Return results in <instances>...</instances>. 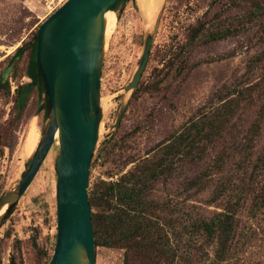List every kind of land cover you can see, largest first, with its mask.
I'll return each mask as SVG.
<instances>
[{"label": "rangeland", "instance_id": "rangeland-1", "mask_svg": "<svg viewBox=\"0 0 264 264\" xmlns=\"http://www.w3.org/2000/svg\"><path fill=\"white\" fill-rule=\"evenodd\" d=\"M66 1L0 0V198L23 177L47 122L35 94L25 110L16 106L17 87L31 82L28 46L42 22ZM142 21L130 1L107 39L101 78L104 118L95 156L105 140L112 138L113 145L107 159L95 161L90 184L118 180L133 168L130 161L153 156L148 153L192 118L224 103L221 97L229 100L243 91L233 128L206 159L176 161L172 176L163 177L150 193L164 204L160 214L175 252L135 264H264V0H164L140 85L118 130L109 135L142 54ZM199 24L205 28L192 41ZM218 32L227 36L213 39ZM25 42L24 55L13 58ZM33 128L37 145L30 151L26 143ZM57 154L54 146L2 221L0 264H12V258L15 264H45L44 253L53 254ZM219 158H224L221 170L215 168ZM220 213L233 217L231 239L222 249L216 239L192 228ZM124 262L125 250L96 246V264Z\"/></svg>", "mask_w": 264, "mask_h": 264}, {"label": "water", "instance_id": "water-1", "mask_svg": "<svg viewBox=\"0 0 264 264\" xmlns=\"http://www.w3.org/2000/svg\"><path fill=\"white\" fill-rule=\"evenodd\" d=\"M130 1L137 6L136 0H67L38 30L37 62L50 113L29 170L0 198V225L57 146V241L49 264H96L89 189L104 118L101 78L107 44L106 15L113 12L118 18ZM154 33V26L145 30L138 66L124 88V99L109 135L118 130L130 96L140 85Z\"/></svg>", "mask_w": 264, "mask_h": 264}, {"label": "trees", "instance_id": "trees-1", "mask_svg": "<svg viewBox=\"0 0 264 264\" xmlns=\"http://www.w3.org/2000/svg\"><path fill=\"white\" fill-rule=\"evenodd\" d=\"M204 28V25L199 24L193 30L191 40L198 39ZM37 34L38 31L28 46L30 54L26 75L31 82L17 87L15 102L17 108L23 111L27 108L32 95L35 94L40 108L48 117L49 98L37 62ZM226 36V32L212 34L213 39ZM26 46L25 42L17 49L13 58L23 56ZM240 95L243 97L245 93L241 91L239 95L229 100L221 97L220 102L224 103L192 118L182 131L172 134L148 153L149 155L154 152L153 156L130 161L128 164L133 163V168L122 174L118 180L99 179L90 184L89 195L93 209L96 246L125 250L124 264H135L137 260H151L154 256L167 255L170 251L175 252L171 247L169 235L165 230L166 225L160 214L164 204L152 198L150 193L163 177L172 176L176 161L189 159L198 163L206 159L209 150L215 148L224 138L225 133L233 128L231 122L241 104ZM256 127L258 129L260 125L257 124ZM112 140L110 138L103 142L98 155L93 156L91 168L94 167L95 161L100 158L107 159L110 156ZM33 158L34 155L23 176L29 170ZM223 162L224 158H219L215 168L221 170ZM192 228L212 241L216 239L222 249L231 239L233 217L220 213L210 220L202 219L193 223ZM44 255L47 257L45 264H49L53 254L49 256L45 252ZM12 264H15L14 258H12Z\"/></svg>", "mask_w": 264, "mask_h": 264}, {"label": "bare ground", "instance_id": "bare-ground-1", "mask_svg": "<svg viewBox=\"0 0 264 264\" xmlns=\"http://www.w3.org/2000/svg\"><path fill=\"white\" fill-rule=\"evenodd\" d=\"M163 3H164V0H136L137 7L139 9V12L143 20L142 23H144L146 28H152L154 26L156 19L158 18L159 12L162 9ZM106 18L108 22L106 38L108 39L117 26V15L113 12H109L106 15ZM102 105H104L103 100H102ZM57 138H58V135H57ZM26 144H27L26 147L29 148L30 151H33L35 149L37 145L35 128H33L30 131ZM1 216H2V213H0V219H1Z\"/></svg>", "mask_w": 264, "mask_h": 264}, {"label": "flooded vegetation", "instance_id": "flooded-vegetation-1", "mask_svg": "<svg viewBox=\"0 0 264 264\" xmlns=\"http://www.w3.org/2000/svg\"><path fill=\"white\" fill-rule=\"evenodd\" d=\"M29 78V77H28ZM31 80V79H30Z\"/></svg>", "mask_w": 264, "mask_h": 264}]
</instances>
